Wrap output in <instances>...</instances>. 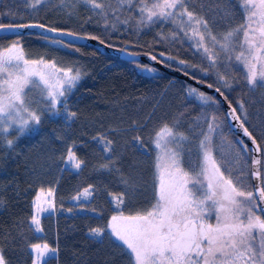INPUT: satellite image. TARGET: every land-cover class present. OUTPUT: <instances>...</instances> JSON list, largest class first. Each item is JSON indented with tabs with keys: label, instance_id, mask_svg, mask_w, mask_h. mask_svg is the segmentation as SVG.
Here are the masks:
<instances>
[{
	"label": "snow or ice",
	"instance_id": "6c2138e0",
	"mask_svg": "<svg viewBox=\"0 0 264 264\" xmlns=\"http://www.w3.org/2000/svg\"><path fill=\"white\" fill-rule=\"evenodd\" d=\"M41 4L60 7L69 16L82 5L90 13L86 20L97 17L105 29L113 31L121 30L120 26L139 32L156 25H170L167 33L162 29L157 35L161 40L187 41L202 52L209 63L199 70L205 75L209 70L216 72L221 86L215 90L225 100L228 97L222 88L231 90L234 86V79L226 73L235 72L237 66L243 70L246 95L259 91L264 97V0H236L235 4L232 0H32L30 6L35 9ZM194 4H199V12ZM237 9L241 19L233 24ZM208 12L212 13L211 21ZM7 15L16 18L11 12ZM213 24L225 27L216 33ZM24 29H39V33L29 34L64 48L74 45L58 37L99 40L104 44L97 36H82L38 22H0V33H21ZM45 32L57 38L46 36ZM23 38L0 36V40L12 39L7 47H0V147L5 149H13L16 139L36 131L44 113L63 115L65 119H75L77 115L68 108L67 94L81 79L80 70L61 68L56 61L44 57L29 58L21 44ZM160 55L185 68H197L183 59L163 52ZM150 59L162 62L155 55ZM221 67L224 71L219 70ZM145 70L155 71L150 67ZM188 95L210 108L218 103L193 87L188 89ZM235 103L238 108L229 101V115L251 141V149L244 140L239 141L242 151L233 142L225 145L223 132L217 131L221 129L220 118L215 110L207 109L188 122L186 128L181 124L183 113L171 123H162L150 135L151 150L145 147L140 135L133 136L132 147L153 156L154 202L127 215L123 209L125 196L135 197L137 182L121 172L114 141L106 135L93 137L107 157L97 170L120 175L126 191L119 195L109 193L117 211L105 226L90 229L89 235L104 238L107 233L114 238V247L126 256L128 264H264V155H256L264 153V148L245 126V101L237 99ZM139 130L134 122L132 131ZM10 131L16 133L15 139L7 135ZM260 132L264 135V123ZM247 153L252 155L246 156ZM65 163L80 170L85 162L69 147ZM250 179L257 183L250 184ZM94 188L89 185L73 199L90 198ZM53 194L54 189L49 188L45 195L41 188L32 201L34 214L30 225L37 233L43 231L40 214L55 211L47 199ZM30 249L35 254L32 264H46L45 256L57 252L46 243L31 244ZM0 264H9L2 246Z\"/></svg>",
	"mask_w": 264,
	"mask_h": 264
},
{
	"label": "trees",
	"instance_id": "16d2710c",
	"mask_svg": "<svg viewBox=\"0 0 264 264\" xmlns=\"http://www.w3.org/2000/svg\"><path fill=\"white\" fill-rule=\"evenodd\" d=\"M31 2L0 0V22H38L82 36H97L104 44H86L58 37L74 45L64 48L29 34L39 33L36 29H27L21 34H0L13 38L23 35L21 44L29 58L44 57L56 61L61 68H78L81 72V79L67 94L68 108L77 114L75 119L44 113L36 131L16 139L13 149L0 147V200L3 201L0 206V246L9 264H32L30 245L34 243H46L57 249L54 255L44 259L46 264H128L126 256L114 247V238H109L107 233L104 238L89 235L90 229L105 226L117 211L109 193L119 195L126 191L120 175L97 170L107 157L93 137L106 135L114 141L121 172L124 177L137 182L135 197L125 196L123 209L126 215L146 209L154 202L153 156L135 150L132 147L133 136L140 135L145 147L151 150L150 135L162 123H171L183 113L181 124L186 128L188 122L207 109L217 112L221 122V129L217 131L223 132L225 145L233 142L241 151L243 146L239 143L240 137L230 129L216 95L206 92L216 99L217 105L211 108L202 105L195 96L188 95L192 85L189 82L141 60L122 59L105 46L123 48L148 57L155 55L166 65L186 71L201 83L214 87L221 84L214 70H209L207 75L201 73L199 68H207L209 62L189 46V42L160 39L157 33L162 29L167 33L170 25H156L139 32L120 26L121 30L113 31L105 29L97 17L86 20L90 13L82 5L69 16L62 8L49 7L48 4L34 9L30 6ZM232 2L235 4L236 0ZM193 6L197 12L200 11L199 4ZM9 12L14 14L15 20L7 15ZM207 18L212 20L211 12H208ZM240 19L237 9L233 24L239 23ZM224 27L223 24H213V31L219 33ZM11 43L12 39L0 40V47ZM162 52L197 65V68L181 67L174 60H166L160 55ZM141 65L152 66L155 71L146 73L139 68ZM219 70L224 71L223 67ZM226 75L234 79L231 90L222 88L227 101L237 108V99L245 101L248 112L245 126L264 148V135L260 132V125L264 123V97L259 91L246 95L240 67ZM134 122L135 127L140 129L138 132L132 131ZM113 128L115 132L110 131ZM7 135L12 139L16 137L13 131ZM69 147L85 162L80 170L65 166ZM245 155L250 157L251 153ZM89 185L95 186L90 198L73 199ZM41 188L54 189L55 211L41 215L43 231L37 233L30 225V218L33 215V198Z\"/></svg>",
	"mask_w": 264,
	"mask_h": 264
},
{
	"label": "water",
	"instance_id": "95a60500",
	"mask_svg": "<svg viewBox=\"0 0 264 264\" xmlns=\"http://www.w3.org/2000/svg\"><path fill=\"white\" fill-rule=\"evenodd\" d=\"M26 30L27 29H24L21 33H24ZM36 30L41 31L39 29H36ZM21 33L3 32L0 34H21ZM44 34L54 35L53 33H47V32H45ZM63 37L71 39V40L76 41V42H82V43H86V44H101L99 40L73 39V38L68 37V36H63ZM105 47L107 50L112 51L116 56H118L122 59H125V60H141V61H143L147 64H150L152 66H155L156 68L161 69V70H163V71H165V72H167L173 76L182 78L185 81L189 82L190 84L204 90L205 92L216 95L219 98V100L221 101V105H222V108H223V110L227 116V122H228L230 129L233 132H235L240 137L241 140H244L248 144L250 149L254 147L252 145L251 141L243 135L242 130L238 127V122L231 119V117L229 115L230 109L228 108L229 102L227 100H225L224 97L221 96L218 92H216V90H215L216 87L213 86L210 88V87H208V84L206 82L201 83L198 79L193 77L191 74L188 73L187 75H185V71H183L179 68L170 67V66L166 65L164 62L157 63L156 61L150 59V57H148L144 54L134 53V52L128 51V50L123 49V48H113V47H109V46H105ZM129 53H132V55H129ZM197 81H199V82H197ZM251 155H252V153H251ZM256 155L260 156V154H256ZM250 180H251L252 185H255L257 183L254 179H250Z\"/></svg>",
	"mask_w": 264,
	"mask_h": 264
},
{
	"label": "rangeland",
	"instance_id": "374dc122",
	"mask_svg": "<svg viewBox=\"0 0 264 264\" xmlns=\"http://www.w3.org/2000/svg\"><path fill=\"white\" fill-rule=\"evenodd\" d=\"M194 48H195V47H194ZM200 55L203 57L202 52H200ZM205 60H206V59H205ZM206 61H207V60H206ZM174 62H175L176 64H178V63L176 62V60H174ZM207 62H208V61H207ZM233 63H235V62L233 61ZM178 65H180V64H178ZM180 66H181V67H185L184 65H180ZM149 67L152 68V69H154L152 66H149V65H141L139 68H140L142 71L146 72V73H152V72H148V71L145 70V68H149ZM237 67H239V66H237ZM190 68H191V67H190ZM241 69H242V68H241ZM242 71H243V70H242ZM153 72H154V71H153ZM201 73H203V72H201ZM217 78H218V77H217ZM191 87L196 88L195 86H192V85H191ZM201 92H203V93H205L206 95H208V94H207L206 92H204V91H201ZM33 95H37V92H34ZM40 107H41V109H43L44 106H40ZM66 157H67V155H66ZM65 160H66V158H65ZM65 166H70V167H71V164H70V163H67V164L65 163ZM47 190H48V189H45V195H46ZM82 191H83V190H82ZM82 191H81V192H82ZM39 193H40V189L36 192V194H35L33 200L35 199L36 195L39 194ZM47 199L50 200L51 203L53 204V198H52V197H49V198H47ZM42 202H44V201H42ZM44 206H45V207L48 206L47 202H44ZM49 212H50V211H49ZM45 213H47V212H43V213H41V214H40V217H41V215H43V214H45ZM33 214H34V209H33ZM114 214H115V213H114ZM40 217H39V218H40ZM39 244L43 245V244H45V243H39ZM49 247H50V246H49ZM51 248H52V247H51ZM32 255H33V259H34L35 254L32 253ZM51 255H54V254L49 253L48 255L45 256V258L48 257V256H51ZM45 258H44V259H45Z\"/></svg>",
	"mask_w": 264,
	"mask_h": 264
}]
</instances>
